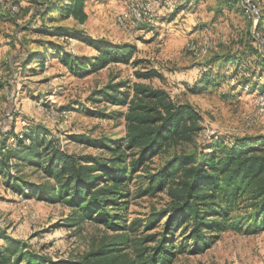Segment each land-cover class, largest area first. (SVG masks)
<instances>
[{
	"label": "rangeland",
	"instance_id": "rangeland-1",
	"mask_svg": "<svg viewBox=\"0 0 264 264\" xmlns=\"http://www.w3.org/2000/svg\"><path fill=\"white\" fill-rule=\"evenodd\" d=\"M40 1H0V140L7 130L20 132L26 123L35 122L45 125L56 143L69 153L107 157L110 155L107 149L78 142L70 135L125 136L127 107L92 99L95 90L120 80L165 88L175 102L189 101L203 115L202 128L193 139L183 140L167 152L155 155L149 163L151 171L175 152L202 148L212 134L229 138L264 133V105L260 103L264 96V61L259 60L264 56L253 35L254 30L264 35V0L258 23L225 0H168L172 5L166 3L154 16L146 15L140 21H135L129 11L133 0H85L86 22L77 25L68 19L62 23L113 42L134 43V57L140 62H111L81 76L73 75L56 54L45 52L44 46L33 42L42 37L32 31L30 24L34 16L33 25L40 19L39 13L44 8ZM12 4H18V8L12 9ZM118 16L124 18L123 22ZM47 37L44 35L42 39ZM62 38L51 35V39H61L68 51L78 55L96 53L83 41L71 38L66 43ZM192 43L199 47L192 49ZM33 49L46 54L43 66L39 60H28ZM222 55L236 57V61L219 68L220 61L213 60ZM239 57L246 59V65H241L240 71L230 76ZM151 67L161 76H136V70ZM210 67L219 71V83L193 92L191 87ZM245 77L249 81L247 86L242 82ZM96 108L104 109L106 116L92 114L90 110ZM13 139L10 138L9 143H13ZM18 168L20 165H13L12 172ZM21 168L32 181L47 180L42 170L34 166ZM5 179L4 173H0V231L25 240L31 248L54 257H78L93 244L115 235L101 222L91 219L72 222L68 218L72 213L70 206L36 196L25 197L10 188ZM147 183L146 172L137 171L130 182L127 221L141 218L144 222L152 213L168 205L166 190L141 193ZM245 205L244 201L233 215H244ZM164 222L165 218L158 220L156 226L148 230L142 225L136 234L162 230ZM181 237V232H175V243H180ZM4 241L0 238V243ZM183 249L177 252L172 264H264V229L250 232L244 225L232 226L219 232L213 244L202 252Z\"/></svg>",
	"mask_w": 264,
	"mask_h": 264
},
{
	"label": "trees",
	"instance_id": "trees-1",
	"mask_svg": "<svg viewBox=\"0 0 264 264\" xmlns=\"http://www.w3.org/2000/svg\"><path fill=\"white\" fill-rule=\"evenodd\" d=\"M226 1L240 3V0ZM40 2L44 6L40 19L33 25L34 16L30 24L32 31L42 37L32 41L44 46L45 52L56 54L73 75L98 71L111 62H140L134 57V43L95 37L83 28L62 23L72 19L77 25L84 24L88 19L85 0ZM43 34L49 37L42 39ZM51 35L62 36L66 43L71 38L83 41L96 53L78 55L68 51L61 39H51ZM45 57L39 49L28 54V60H39L40 66L45 64ZM235 58L222 55L213 61H220V68L236 61ZM240 58L230 76L246 65V59ZM259 60L264 61L262 57ZM135 74L139 78L161 76L154 67L136 70ZM220 76L218 70L210 67L191 90L197 93L216 86ZM242 82L247 86L248 77ZM92 99L127 107L125 136L72 133L70 137L107 149L109 156L69 153L56 143L45 125L32 122L26 123L20 132L15 129L4 132L0 140V173H4L6 184L15 192L28 198L61 201L72 208L68 217L72 222L83 219L101 222L115 235L93 244L78 257H54L1 230L0 238L5 241L0 243V264H172L179 250L202 252L213 244L219 232L229 227L244 225L250 232L264 229V133L229 138L212 134L202 148L175 152L151 171L149 163L155 155L193 139L201 130V111L189 101L175 102L165 88L140 81L109 82L95 90ZM90 111L98 116L107 114L99 108ZM10 138H14L13 143H9ZM13 165H20V169L12 172ZM24 166L42 170L47 180L28 179L22 172ZM141 169L148 178L141 193L166 190L169 203L144 222L141 218L127 221L130 182ZM244 201L245 214L233 215ZM163 218L164 229L136 234L140 226L148 230ZM175 232L182 233L178 244Z\"/></svg>",
	"mask_w": 264,
	"mask_h": 264
},
{
	"label": "bare ground",
	"instance_id": "bare-ground-1",
	"mask_svg": "<svg viewBox=\"0 0 264 264\" xmlns=\"http://www.w3.org/2000/svg\"><path fill=\"white\" fill-rule=\"evenodd\" d=\"M161 1L165 2L162 5H165L166 3L171 4L170 1H168V0H161ZM250 1L251 0H240V4L243 8L244 13L247 15V17L249 19H252L253 22L258 23V21L260 19V15H261L263 0H255L254 1V9H252ZM157 2H159V0H133L129 4L130 14L132 15V17L135 21L143 20V17L146 15L154 16V14H156L154 4ZM16 9H14V10H16ZM123 19L124 18L122 16H118V20L120 22H123ZM253 35H254V37H255L258 45H259L260 51L263 52L262 54L264 56V48H262V46L259 44V43H261L264 45V35L261 34L257 30H254ZM197 47H199L198 44H196V43L191 44L192 49H196ZM260 103L262 105H264V96L262 97V100ZM263 108H264V106H263Z\"/></svg>",
	"mask_w": 264,
	"mask_h": 264
},
{
	"label": "built area",
	"instance_id": "built-area-1",
	"mask_svg": "<svg viewBox=\"0 0 264 264\" xmlns=\"http://www.w3.org/2000/svg\"><path fill=\"white\" fill-rule=\"evenodd\" d=\"M0 1H2V0H0ZM254 1L255 0H251L250 2H251V6H252V9H254ZM165 2L164 1H161V0H159V2H157V3H155L154 4V6H155V10H159L161 7H162V4H164ZM12 9H16V8H18V4H12L11 6H10ZM261 46H262V48H264V45L263 44H261V43H259Z\"/></svg>",
	"mask_w": 264,
	"mask_h": 264
},
{
	"label": "crops",
	"instance_id": "crops-1",
	"mask_svg": "<svg viewBox=\"0 0 264 264\" xmlns=\"http://www.w3.org/2000/svg\"><path fill=\"white\" fill-rule=\"evenodd\" d=\"M191 1H194V0H191ZM225 1H226V0H225ZM226 2H227V1H226ZM229 3H230V2H227V4L230 5V6H236L237 8L240 7V6H239V5H240L239 3H235V2L232 3V4H229ZM190 4H191V3H190ZM239 10H240V9H239Z\"/></svg>",
	"mask_w": 264,
	"mask_h": 264
}]
</instances>
